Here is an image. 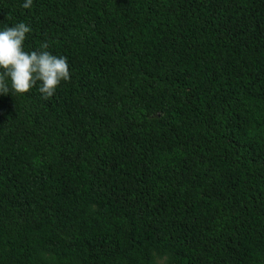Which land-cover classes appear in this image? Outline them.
Masks as SVG:
<instances>
[{
    "label": "trees",
    "instance_id": "1",
    "mask_svg": "<svg viewBox=\"0 0 264 264\" xmlns=\"http://www.w3.org/2000/svg\"><path fill=\"white\" fill-rule=\"evenodd\" d=\"M20 4L70 79L0 94V264H264V0Z\"/></svg>",
    "mask_w": 264,
    "mask_h": 264
},
{
    "label": "clouds",
    "instance_id": "2",
    "mask_svg": "<svg viewBox=\"0 0 264 264\" xmlns=\"http://www.w3.org/2000/svg\"><path fill=\"white\" fill-rule=\"evenodd\" d=\"M32 5L33 0H21L20 7L31 9ZM30 31V24L24 21L0 26V94L10 89L25 93L39 81V93L48 98L62 81L70 79L67 57L49 51L47 42H42L39 50H25Z\"/></svg>",
    "mask_w": 264,
    "mask_h": 264
}]
</instances>
